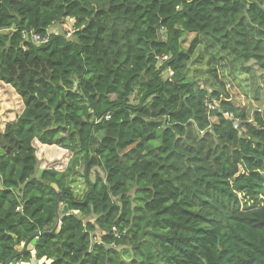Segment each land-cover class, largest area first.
<instances>
[{"label":"trees","instance_id":"trees-1","mask_svg":"<svg viewBox=\"0 0 264 264\" xmlns=\"http://www.w3.org/2000/svg\"><path fill=\"white\" fill-rule=\"evenodd\" d=\"M227 69L264 97V0H0V264L37 231L50 264H264V103Z\"/></svg>","mask_w":264,"mask_h":264},{"label":"rangeland","instance_id":"rangeland-1","mask_svg":"<svg viewBox=\"0 0 264 264\" xmlns=\"http://www.w3.org/2000/svg\"><path fill=\"white\" fill-rule=\"evenodd\" d=\"M195 35L189 34L188 41L192 39ZM188 45V43H186ZM207 57V56H205ZM207 58L204 59L205 66ZM194 67V66H193ZM193 75L202 81L205 80L208 83L211 82L209 76L204 72L195 71ZM226 77L230 79V83L233 87V91L239 93V96L247 103L249 108H259L262 103H264L263 98L261 100H255L252 95V90L250 88L251 76L248 74H239L234 76L229 73L228 69L226 71ZM259 83L264 87V71L259 76ZM263 90V89H262ZM23 101L21 97L16 93V91L9 85H3L0 82V129L3 128L8 121L15 118L19 113L22 112ZM36 147L38 150L39 158L41 159L40 167L42 168H57L64 169L71 157V152L62 149L58 146H46L43 147L42 144L36 141ZM94 175H92L93 177ZM74 189L77 192H82L85 189V178L82 174H78L76 179L72 183Z\"/></svg>","mask_w":264,"mask_h":264},{"label":"water","instance_id":"water-1","mask_svg":"<svg viewBox=\"0 0 264 264\" xmlns=\"http://www.w3.org/2000/svg\"><path fill=\"white\" fill-rule=\"evenodd\" d=\"M43 170H44V168H41L39 170V173L41 174L43 172ZM55 188L59 189L57 186H55ZM67 210H68V206H65L64 211H67ZM79 215H81V213ZM52 231H54V230H52ZM41 234H42L41 231H37L36 233H34L30 237V239H28V241L21 243V244H18L16 246L18 252L13 254L11 257H9L5 264H50L52 260L48 259L47 257H43L41 259L36 258V251H35L34 246H35V243L38 241V238L41 236ZM25 251H31L33 258L30 261H26V262L22 261L21 262L18 260V256H19V254H22Z\"/></svg>","mask_w":264,"mask_h":264},{"label":"built area","instance_id":"built-area-1","mask_svg":"<svg viewBox=\"0 0 264 264\" xmlns=\"http://www.w3.org/2000/svg\"><path fill=\"white\" fill-rule=\"evenodd\" d=\"M33 38L37 42H43L45 39L38 33H32ZM230 116V115H229Z\"/></svg>","mask_w":264,"mask_h":264},{"label":"flooded vegetation","instance_id":"flooded-vegetation-1","mask_svg":"<svg viewBox=\"0 0 264 264\" xmlns=\"http://www.w3.org/2000/svg\"><path fill=\"white\" fill-rule=\"evenodd\" d=\"M21 262H22V261H21ZM21 262H20V263H21ZM23 262H26V261H23Z\"/></svg>","mask_w":264,"mask_h":264},{"label":"crops","instance_id":"crops-1","mask_svg":"<svg viewBox=\"0 0 264 264\" xmlns=\"http://www.w3.org/2000/svg\"><path fill=\"white\" fill-rule=\"evenodd\" d=\"M12 120V119H11ZM24 243V242H23Z\"/></svg>","mask_w":264,"mask_h":264},{"label":"clouds","instance_id":"clouds-1","mask_svg":"<svg viewBox=\"0 0 264 264\" xmlns=\"http://www.w3.org/2000/svg\"><path fill=\"white\" fill-rule=\"evenodd\" d=\"M19 262V261H18Z\"/></svg>","mask_w":264,"mask_h":264}]
</instances>
